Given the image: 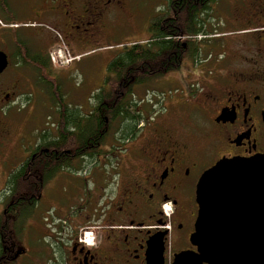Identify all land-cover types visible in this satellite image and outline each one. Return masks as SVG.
Here are the masks:
<instances>
[{"label":"flooded vegetation","instance_id":"flooded-vegetation-1","mask_svg":"<svg viewBox=\"0 0 264 264\" xmlns=\"http://www.w3.org/2000/svg\"><path fill=\"white\" fill-rule=\"evenodd\" d=\"M182 3L0 0V159L7 169L24 139L11 113L35 92H62L60 67L52 60L61 49L74 57L97 47L120 52L155 42L163 26L188 49L179 70L153 79L182 92L159 97L165 114L143 119L114 151L75 158L41 194H26L25 210L11 207L17 201H0V264H177L183 255L193 264L201 177L220 160L264 156V0L226 7L206 0L200 11L192 0L186 8ZM193 63L203 66L195 70ZM175 105L186 121L177 118V108L172 112ZM139 110L145 114L146 107ZM41 142L10 175L48 154L36 152ZM98 163L103 168H95ZM23 220L31 229L41 223L38 255L20 250ZM7 224L15 227L11 238L3 234Z\"/></svg>","mask_w":264,"mask_h":264},{"label":"trees","instance_id":"trees-1","mask_svg":"<svg viewBox=\"0 0 264 264\" xmlns=\"http://www.w3.org/2000/svg\"><path fill=\"white\" fill-rule=\"evenodd\" d=\"M205 2L192 0V6L195 11H200L205 7ZM187 4V0H183L181 6L186 8ZM155 33V42L125 47L110 61L105 88L93 96L90 112L86 116L70 113L62 92H53L58 113L55 134L53 137L48 136L49 133L44 134L41 145L36 149V152L48 154L34 161L29 160L8 177L3 200L24 204L11 207L25 210L26 194L30 190L41 194L57 173L71 167L75 158L88 152L109 151H104V148L112 130L116 135L113 136L114 144L110 145L111 151H114V145H122L134 134L133 129L144 119L143 111L139 110V103L135 100V88L167 72L179 70L188 51L172 37L175 33L171 32L170 27L163 26ZM41 170H48V174H38ZM39 176L43 178L42 182L37 181ZM14 228L7 224L3 234L6 232L11 238Z\"/></svg>","mask_w":264,"mask_h":264},{"label":"water","instance_id":"water-1","mask_svg":"<svg viewBox=\"0 0 264 264\" xmlns=\"http://www.w3.org/2000/svg\"><path fill=\"white\" fill-rule=\"evenodd\" d=\"M196 200L193 264H264V156L220 160L201 177Z\"/></svg>","mask_w":264,"mask_h":264},{"label":"rangeland","instance_id":"rangeland-1","mask_svg":"<svg viewBox=\"0 0 264 264\" xmlns=\"http://www.w3.org/2000/svg\"><path fill=\"white\" fill-rule=\"evenodd\" d=\"M221 1L222 6L225 7L232 6L235 3V0ZM146 32L147 31L144 32V36L146 35ZM65 51L64 52L69 55V52L66 49ZM118 53V50L109 47L85 49L79 53V59L76 61H74V59L69 61L67 66L61 61V51L53 56L55 57V65L60 67L59 76L62 81V94L64 95L65 104L70 113L79 116H86L90 112L89 109L92 104L91 99L97 92H99V90L105 88L108 65ZM188 66H190V61L186 60L182 67V71L185 72ZM202 66L203 65H195L194 69L198 70ZM177 74L178 73L171 76V78L176 80L178 78ZM181 94V91H172L169 88H166L162 83L160 84L159 80H152L136 89L135 100L137 104L139 103V105H137L138 107H146V111H144L146 116L143 114L144 120H152L159 114H165V109L159 106L161 102L159 99L160 96L171 99L178 98ZM154 100L158 101L157 106H155L156 102ZM55 104L54 95L52 93L35 92L29 97L25 106L21 105L19 110L11 113V117L14 121L13 125H15V132L18 135L23 134L24 139L17 152L19 157L17 159H12V165L8 169L6 166L2 165L0 159V201L3 200V197L6 194V190H4L6 181L16 166H18L19 162L28 152L34 149L37 142L44 134L55 132V126H57L56 122L58 120V113ZM170 106H172V104H170ZM175 106L173 108L171 107L172 112H174L176 108L177 110H180L178 106ZM180 111L181 113H178L179 116L177 118H184L186 121L187 114L184 115V112L182 110ZM114 135H116V132L112 130L107 138L108 143L106 144L107 146L104 148V151L109 149L108 145L110 147L111 144H114ZM93 163L94 161L91 164ZM94 167L100 169L103 168V165L98 163ZM34 225L35 228L31 229L26 220H23L19 225V232L22 238L20 250H23V255L28 253V250H30L33 255H38L43 248V241L41 239L42 231L41 227H39L41 223L36 220ZM90 235L91 233L89 231H85L83 234V238L87 243L90 242Z\"/></svg>","mask_w":264,"mask_h":264},{"label":"built area","instance_id":"built-area-1","mask_svg":"<svg viewBox=\"0 0 264 264\" xmlns=\"http://www.w3.org/2000/svg\"><path fill=\"white\" fill-rule=\"evenodd\" d=\"M71 57L65 53V52H61V61L62 63H64L65 65H68V62L71 61Z\"/></svg>","mask_w":264,"mask_h":264}]
</instances>
